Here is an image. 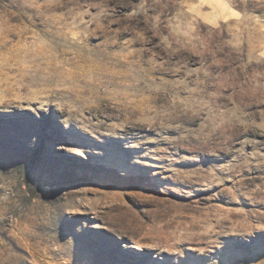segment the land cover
I'll list each match as a JSON object with an SVG mask.
<instances>
[{
  "label": "rangeland",
  "instance_id": "374dc122",
  "mask_svg": "<svg viewBox=\"0 0 264 264\" xmlns=\"http://www.w3.org/2000/svg\"><path fill=\"white\" fill-rule=\"evenodd\" d=\"M0 65V264H264V0H0Z\"/></svg>",
  "mask_w": 264,
  "mask_h": 264
},
{
  "label": "bare ground",
  "instance_id": "6f19581e",
  "mask_svg": "<svg viewBox=\"0 0 264 264\" xmlns=\"http://www.w3.org/2000/svg\"><path fill=\"white\" fill-rule=\"evenodd\" d=\"M21 55V54H20ZM14 63V62H13ZM15 64V63H14ZM43 65V64H42ZM1 66V65H0ZM13 68V67H12ZM22 78V77H21ZM55 79V78H54ZM11 80V79H10ZM17 80V78H16ZM62 82V81H61ZM68 82V81H67ZM11 84V83H10ZM13 85V84H12ZM15 85V84H14ZM26 87V86H25ZM11 89V88H10ZM37 97V95H35ZM2 98V97H1ZM157 210V209H156ZM158 211V210H157ZM167 211V210H166ZM168 213V212H167ZM229 216V215H228Z\"/></svg>",
  "mask_w": 264,
  "mask_h": 264
}]
</instances>
